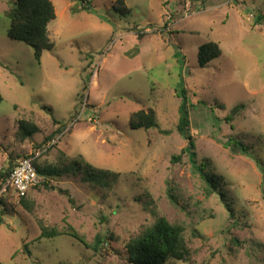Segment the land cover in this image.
Segmentation results:
<instances>
[{
  "label": "rangeland",
  "instance_id": "374dc122",
  "mask_svg": "<svg viewBox=\"0 0 264 264\" xmlns=\"http://www.w3.org/2000/svg\"><path fill=\"white\" fill-rule=\"evenodd\" d=\"M52 1L54 47L37 61L9 38L0 0V171L35 151L64 171L28 192L30 213L6 195L0 263L121 264L129 239L164 217L192 252L166 264H264V173L227 146L243 142L264 166V0ZM208 41L222 53L200 66ZM183 97L197 160L220 181L209 195L176 130ZM150 107L158 126L132 129L130 113ZM39 222L80 238L41 237Z\"/></svg>",
  "mask_w": 264,
  "mask_h": 264
},
{
  "label": "trees",
  "instance_id": "16d2710c",
  "mask_svg": "<svg viewBox=\"0 0 264 264\" xmlns=\"http://www.w3.org/2000/svg\"><path fill=\"white\" fill-rule=\"evenodd\" d=\"M8 8L5 9V16L9 19V27L7 30L9 38L18 40L33 50L34 57L37 61L43 56L45 51L53 50L54 43L49 36L48 25L56 18L55 5L52 0H6ZM87 4L83 7L87 8ZM222 53L221 48L217 42L208 41L198 46L197 60L200 66H204L213 59L220 56ZM186 90L183 89L182 93ZM177 93V92H176ZM178 94V93H177ZM178 96V95H177ZM179 97V96H178ZM2 96L0 94V102ZM243 107L242 104H238L231 109V113L238 111ZM190 105L187 104L185 97L181 98L178 107L179 117L176 124V130L182 139L186 140V151L188 152L189 159L191 161L193 169L197 172L200 179L206 185L207 195L215 193L219 190L220 181L216 174H213L208 170L207 160H197V154L195 152V143L190 129ZM227 120H231L230 116H227ZM57 123H60L57 121ZM128 124L132 129H150L158 126L157 115L154 108H142L137 111H133L129 115ZM19 131H23V134L31 135L33 132H37L38 128L35 124L28 120H20L18 123ZM59 131V130H58ZM227 146L230 147L233 152H241L251 157L257 164V166L264 173V166L258 160V158L250 150V147L243 142L230 138L227 142ZM29 156V155H25ZM22 156V157H25ZM174 159H179V156H173ZM38 176L27 192L19 199L22 206L29 213L33 211L34 200L30 199L28 193L32 188L37 187L40 183L47 187V177H56L63 174L62 169H55L50 166H40L37 163V159L34 160ZM12 167L0 171V189L2 187V181L9 176ZM86 169L90 170L91 165L86 163ZM41 177L45 180L41 182ZM49 187V186H48ZM53 188V186H51ZM11 192H7L0 196V207L5 209L6 195ZM28 193L29 199L26 197ZM172 203L177 204L174 200V196L168 193ZM2 214V213H0ZM41 237H51L58 234L69 235L75 238H80L78 233L72 226H68L65 232L57 231L54 227H48L42 222H39ZM183 227L179 224L171 223L164 217H158L157 220L150 226L145 227L139 234L129 239L125 245L127 254L126 262L121 264H166L169 259H176L183 262H187L191 258V249L188 247L187 242L183 236ZM97 243H100L101 237L97 236ZM1 264V263H0Z\"/></svg>",
  "mask_w": 264,
  "mask_h": 264
},
{
  "label": "built area",
  "instance_id": "2783aa9c",
  "mask_svg": "<svg viewBox=\"0 0 264 264\" xmlns=\"http://www.w3.org/2000/svg\"><path fill=\"white\" fill-rule=\"evenodd\" d=\"M40 154L41 151H35L31 155L20 157L15 161L9 176L2 181L0 196L9 191L13 197L19 199L27 192L37 179L38 173L33 162L38 159Z\"/></svg>",
  "mask_w": 264,
  "mask_h": 264
}]
</instances>
